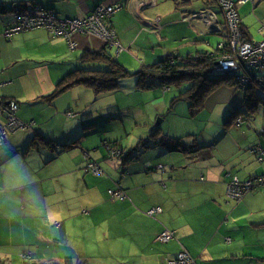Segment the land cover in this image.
Returning a JSON list of instances; mask_svg holds the SVG:
<instances>
[{"label":"crops","instance_id":"obj_1","mask_svg":"<svg viewBox=\"0 0 264 264\" xmlns=\"http://www.w3.org/2000/svg\"><path fill=\"white\" fill-rule=\"evenodd\" d=\"M216 1L0 0V103L16 101L17 119L32 124L8 134L0 145V264H166L182 248L197 264H264V192L239 202L227 197L231 178L246 181L264 174V164L250 153L251 147L264 146V99L248 103L234 85L222 84L192 116L185 102L172 105L177 88L139 92L130 80L125 90L153 112L135 124L137 146L149 140L146 126L158 133L150 136L153 146L139 148L137 158L124 163L121 154L112 159L107 146L127 133L119 116L126 113L124 103L119 105L126 97H95L75 86L47 98L79 67L85 52L105 50L129 73L168 57L212 53L225 41V34L210 25L212 15L218 25L223 22ZM18 4L23 11L51 10L59 19L121 5L110 25L124 51L116 54L83 35L74 36L76 48L70 51L65 40L43 29L6 38L3 33L14 21L10 9ZM209 36L219 39L213 43ZM246 104L256 105L253 114H247ZM156 117L164 128L151 126ZM196 117L211 124L207 131L194 124ZM239 117L243 123L237 126ZM4 122L0 104V127ZM115 124L121 127L116 130ZM162 137L185 141L187 148L157 145ZM88 160L101 176L84 172ZM116 184L126 194L124 201L108 196ZM153 208L162 213L146 216ZM163 229L173 231L175 239L155 242Z\"/></svg>","mask_w":264,"mask_h":264},{"label":"built area","instance_id":"obj_2","mask_svg":"<svg viewBox=\"0 0 264 264\" xmlns=\"http://www.w3.org/2000/svg\"><path fill=\"white\" fill-rule=\"evenodd\" d=\"M249 0H218V6L223 16V22L218 25V21L212 15L210 25L216 26L217 30L223 32L226 36V46L220 44L218 49H226L219 55L215 61V73L235 74L234 80L238 86L256 87L260 91H264V24L260 29L262 40L260 42L248 41L243 38V34L239 30L240 20L237 8L242 6ZM121 5L100 6L97 7L90 15L79 19H59L51 10L43 8H35L32 11H20L14 9L9 15L14 19L9 25L3 36L10 38L18 33L43 29L52 38H61L66 41L70 51L76 48L74 36L83 35L91 36L109 47L115 49L116 54L123 51L122 47L116 41V34L110 25L111 17L121 9ZM1 111L5 116V122L0 127V145L4 142L8 134L28 130L32 124H25L17 119L16 113L19 109L16 101H3ZM70 115V114H68ZM242 118H237L235 125H241ZM250 153L255 157L258 163L264 164V146L255 145L251 147ZM120 151H111L110 157L116 158L120 155ZM84 172H89L95 176H101L103 171L98 165L91 161H86L83 168ZM255 191L264 192V174L253 177L246 181H240L233 177L227 182V197L235 202H239L244 196ZM110 200L124 201L127 199L125 192L119 185L108 190ZM160 208H153L146 212V216L154 218L161 214ZM175 239L174 232L164 229L159 233L155 242L159 244H167ZM166 264H197L185 249L175 255L173 259L167 261Z\"/></svg>","mask_w":264,"mask_h":264},{"label":"trees","instance_id":"obj_3","mask_svg":"<svg viewBox=\"0 0 264 264\" xmlns=\"http://www.w3.org/2000/svg\"><path fill=\"white\" fill-rule=\"evenodd\" d=\"M216 2L218 4V1ZM19 4L11 7L10 10L16 8L23 11L22 9L24 7L19 6ZM255 7L256 6H254V8ZM35 8L36 7H33V9ZM239 20L240 28L245 30L240 17ZM245 36L248 41L252 40L249 35V31L247 32L245 30ZM225 41L222 43L224 46L227 45ZM223 52H225V49L217 48L210 54L200 53L194 57H168L135 73H129L126 71L123 66L120 65L119 62H117V60L105 50L99 53L85 52L78 59L79 67L65 75V77H63L58 83L55 91L47 98L52 99L75 86H84L90 89L95 97L112 94L121 88L124 80L133 77L136 80V87L141 91L167 87L177 88L179 94L173 99L172 105H175L180 101L185 102L188 106L190 114L195 116L202 110L207 97L220 85L235 84L233 81L235 74H220L214 72L215 58L223 54ZM263 97L262 93L250 88V90L247 91L246 102L257 103L263 100ZM245 108H250L246 111L248 112V115L249 113L253 114L256 105L253 104L249 106L246 104ZM157 133L158 131L153 133L151 137L155 136ZM33 144L37 150H40V146L38 144ZM156 144L164 145L167 149L175 150H178L181 145L179 140H172L164 137H162ZM149 146L150 144L148 142L147 144L141 142L137 146L138 148H135L132 151L128 150L126 155H124L122 151L124 149L117 142L108 143L107 147L109 153L111 151L119 150L123 156V162L128 163L130 160L137 158L139 155V148L144 150L149 148ZM45 147L48 149H54L55 145L53 143H47ZM112 159H115V157Z\"/></svg>","mask_w":264,"mask_h":264},{"label":"rangeland","instance_id":"obj_4","mask_svg":"<svg viewBox=\"0 0 264 264\" xmlns=\"http://www.w3.org/2000/svg\"><path fill=\"white\" fill-rule=\"evenodd\" d=\"M253 1H254V3H253ZM246 3H247V5L244 4L246 6L242 5V6H239L238 7L239 17H240V19L242 21V24L249 31V35L252 38L251 41H253V42H260L262 40V38H263L262 37V34L259 31H260L262 25L264 24V0H249ZM254 4L256 5L255 8H253V5ZM219 18L220 19L223 18L220 13H219ZM212 26H213V24H212ZM239 30L241 31V33L243 32L242 33L243 34V38L247 40V38L245 36V30H243L242 28H239ZM217 32L219 34H221V35L224 34L220 30H217L216 29L215 33H217ZM223 36H225V35H223ZM208 38H209V40L213 41V43L216 42L219 39L217 36H209ZM210 44H212V42H210ZM205 48H208V46H205ZM223 53H226V52H223ZM133 60H134V62L136 64L139 65V62H138L137 59L133 58ZM135 71H137V70H135ZM130 80L133 81L132 87H134L135 90H137L139 92H142L141 90H139L136 87V80H135V78L132 77V78H128V79L124 80L121 88H119V90L116 91L115 93H118L117 94V98L118 99L123 98V97H126V98H123L119 102V105L121 103H124V105L127 108V109H125L126 113H123L122 115H119L120 118H121V120L125 122V126H126L127 133L125 132V134L122 137H119V139L121 141L118 142V143H119V145L123 149L127 148L128 150L132 151L137 146V144L139 142L138 136H139V131L140 130H139V127H137L135 125L136 122H138L140 120L139 118L142 117V114H149V113L153 114V112H152V109L148 106L147 103L141 102L143 100L142 98H139L138 96H135V94L130 93L127 90H125V88H127L126 82H128ZM233 81L235 82V84H233V85L239 91H241V93L244 92L246 89H249L250 88V85H251L250 84L248 87H246V86H243V87L240 86L239 87L238 84L236 83V81L235 80H233ZM251 88H254V87H251ZM172 89H175V87L172 88ZM129 96H130V98H129ZM127 98H129V100ZM127 100H128V103H127ZM133 101H137V102H134V108L131 107L132 104H133ZM129 105H131V106H129ZM110 113H113V112L110 111ZM151 120H152L151 122H153V123H151V126H155L156 125V122L158 120L161 121L162 119L159 118V117H156V118H152ZM201 121H202V119L200 117H196L194 119V124L196 126H199L201 128L202 132H205V131H207V127H210L211 124H208L207 125V124L202 123ZM165 125L166 124H164V126H163L161 124V125H159L160 126L159 128H161L162 126L164 128ZM149 126H146L145 127L146 130L144 132V134H146V136H148V139L149 140H143V143L144 144H147L146 141H149L148 143L150 144V146H153L154 144H153V142H152V140L150 138V136H151L152 133H150V131H147L149 129ZM113 127H114V129L117 130L119 127H121V125L120 124H115V126H113ZM143 129L144 128H141V130H143ZM174 140H177V139H174ZM179 142L181 143L180 147L178 148L179 150H184V149L187 148L185 146V141H181L180 140ZM111 143H113V142H111Z\"/></svg>","mask_w":264,"mask_h":264},{"label":"water","instance_id":"obj_5","mask_svg":"<svg viewBox=\"0 0 264 264\" xmlns=\"http://www.w3.org/2000/svg\"><path fill=\"white\" fill-rule=\"evenodd\" d=\"M190 12H192V9H191V11ZM104 44V43H103ZM104 46L106 47L107 45L106 44H104ZM160 120H158L157 122H156V126H159L160 125Z\"/></svg>","mask_w":264,"mask_h":264},{"label":"flooded vegetation","instance_id":"obj_6","mask_svg":"<svg viewBox=\"0 0 264 264\" xmlns=\"http://www.w3.org/2000/svg\"><path fill=\"white\" fill-rule=\"evenodd\" d=\"M250 88H251V87H250ZM250 88H249V89H246V90L243 92V94L245 95V97H246V95H247V94H246L247 91L250 90Z\"/></svg>","mask_w":264,"mask_h":264}]
</instances>
